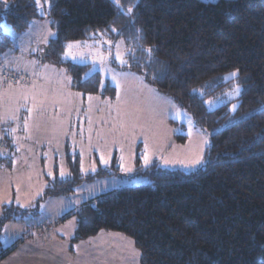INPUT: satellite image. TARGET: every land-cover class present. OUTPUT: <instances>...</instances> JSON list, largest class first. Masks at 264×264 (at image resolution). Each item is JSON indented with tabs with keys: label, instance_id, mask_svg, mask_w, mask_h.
<instances>
[{
	"label": "trees",
	"instance_id": "16d2710c",
	"mask_svg": "<svg viewBox=\"0 0 264 264\" xmlns=\"http://www.w3.org/2000/svg\"><path fill=\"white\" fill-rule=\"evenodd\" d=\"M43 18L55 32L46 58L66 69L73 90L116 95L109 82L101 88L90 65L63 60L67 44L123 40L125 61L111 65L170 97L210 139L204 166L190 172L157 161L143 168L137 154L132 175L148 182L106 191L67 214L64 219L77 217L71 243L117 232L132 239L141 264H264V0H49L44 16L35 0H0V84L28 78L3 67L13 49L6 27L23 33ZM231 94L235 99L208 110L206 102ZM14 150L0 132V164L10 167ZM115 159L109 170L83 174L80 157L65 153L68 176L60 178L57 169L44 176L46 187L32 207L5 205L0 233L11 220L37 216L49 198L118 176ZM8 252L0 250V261Z\"/></svg>",
	"mask_w": 264,
	"mask_h": 264
},
{
	"label": "rangeland",
	"instance_id": "374dc122",
	"mask_svg": "<svg viewBox=\"0 0 264 264\" xmlns=\"http://www.w3.org/2000/svg\"><path fill=\"white\" fill-rule=\"evenodd\" d=\"M48 7L49 0H40L41 16ZM6 30L12 35L13 49L3 67L21 71L28 78L23 83L0 84V132L13 139L15 148L12 165L0 164V217L5 205L32 206L44 192V176H53L57 169V175L66 178L69 170L65 153L83 160V174L93 173L99 167L109 170L116 158L118 176L100 177L83 183L70 195L47 199L40 206V214L31 218L30 228L46 234L45 248L53 254L56 251L57 258L64 263L141 264L140 252L132 239L117 232L101 231L95 237L75 243V254L68 257L77 217L66 220L64 217L106 191L147 183L146 177L132 175L137 154L143 168L154 161L162 168L185 172L203 167L209 134L197 128L184 109L158 93L141 76L118 71L111 65L125 61L123 40L112 41L101 36L91 41L70 42L63 55L64 61L90 65V72H98L102 78L101 88L104 81L109 82L116 89L115 97L110 99L73 90L66 69L46 58V43L55 37L49 33L55 32L45 18L33 21L23 33H14L9 27ZM236 96L210 100L206 106L212 110ZM234 106L233 103L231 111ZM28 109H32L31 113ZM177 136L185 137V141H176ZM145 145L147 165L143 161ZM101 157L107 164L101 163ZM199 157H203L201 162L194 164ZM62 167L64 177L60 175ZM40 225L44 228L38 229Z\"/></svg>",
	"mask_w": 264,
	"mask_h": 264
},
{
	"label": "crops",
	"instance_id": "0c3cea01",
	"mask_svg": "<svg viewBox=\"0 0 264 264\" xmlns=\"http://www.w3.org/2000/svg\"><path fill=\"white\" fill-rule=\"evenodd\" d=\"M10 140L14 143L11 137ZM35 202H33L32 206L35 205ZM17 206L21 207L20 205ZM32 206H23L21 208ZM31 218L34 217L16 218L4 225L0 233V250L9 249V252L6 257L0 261V264H71L70 261L64 263L61 258H57L56 251L55 254H53L45 248L44 243L47 239V237H45L46 234H41L37 230L30 228L32 224ZM40 226L41 227H38V229L44 228L42 225ZM74 245L75 244L72 243L69 244L68 257L75 254Z\"/></svg>",
	"mask_w": 264,
	"mask_h": 264
},
{
	"label": "snow or ice",
	"instance_id": "6c2138e0",
	"mask_svg": "<svg viewBox=\"0 0 264 264\" xmlns=\"http://www.w3.org/2000/svg\"><path fill=\"white\" fill-rule=\"evenodd\" d=\"M35 2H36L37 7L39 8V7H40V0H35ZM45 2H47V0H45ZM116 2H117V4H118L119 0H116ZM5 6H7V5H5ZM131 11H132V8L129 7V8H128V12L131 13ZM113 31H115V29H113ZM49 35H55V34H54V33H49ZM71 47H72V45L69 44V45H68V48H71ZM148 51L151 52L152 50H151V49H148ZM66 54H67V53H66ZM74 58H75V57H74ZM117 59H120L119 54L117 55ZM101 60H103V57H101ZM121 62L123 63L124 61L121 60ZM230 76H232V77L237 76V72L234 71V72L230 73ZM114 79H115V77H114ZM117 87H119V85H117ZM234 91L239 92V85H237V87L234 89ZM118 95H119V94H118ZM89 99L91 100L92 97H89ZM234 107H235V106H234ZM28 111H29V113H31L32 109H28ZM25 130H27V123H25ZM11 131H12V132H15L16 129H12ZM145 149H146V151H145V154H144V156H143V161H144V164L147 165V164L149 163V158H148V155H147V145H145ZM202 159H203V157H199V158H197L195 161H193V163H194V164H199V163L201 162ZM107 162H108L107 160H104V158L101 157V163L107 164ZM165 162H167V161H165ZM121 167L123 168L124 166L121 165ZM84 170H85V169H84V166H83V160H81V171H84ZM94 170H95V169L93 168V171H94ZM49 175H51V173H49ZM60 175H61V177H64V176H65V171H64L63 167L61 168ZM17 203H19L18 200H17ZM20 206L23 207L24 205H20ZM137 255H139V254L137 253Z\"/></svg>",
	"mask_w": 264,
	"mask_h": 264
}]
</instances>
